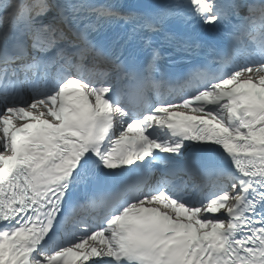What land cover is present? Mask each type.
I'll list each match as a JSON object with an SVG mask.
<instances>
[{"label": "snow or ice", "instance_id": "6c2138e0", "mask_svg": "<svg viewBox=\"0 0 264 264\" xmlns=\"http://www.w3.org/2000/svg\"><path fill=\"white\" fill-rule=\"evenodd\" d=\"M0 264H264V0H0Z\"/></svg>", "mask_w": 264, "mask_h": 264}]
</instances>
